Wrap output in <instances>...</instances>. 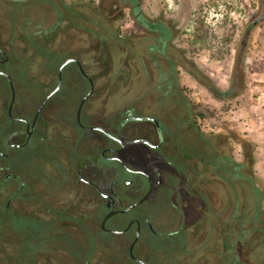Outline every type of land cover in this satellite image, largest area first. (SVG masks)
<instances>
[{
  "label": "rangeland",
  "instance_id": "obj_1",
  "mask_svg": "<svg viewBox=\"0 0 264 264\" xmlns=\"http://www.w3.org/2000/svg\"><path fill=\"white\" fill-rule=\"evenodd\" d=\"M62 1L70 11L65 12L59 7L57 14L51 13L44 0H39L27 8L30 13L32 12V17H27L25 22L31 42L41 41L44 32L57 25L54 47H63L68 52H75L81 46L80 41L87 31L91 43L94 44L97 37L91 31L98 28L89 23V18L94 14L81 7L82 4L96 7L94 0ZM140 2L143 12L151 20L165 21V16H172L177 34L174 39L190 52L188 56L195 64L196 76H192L182 67H177L179 76L175 79L174 88L176 91L180 90L187 100L179 109L172 100L166 101L163 109H155L156 99L162 93L156 88L167 90L169 85L165 81V86H162L163 83H158L153 76L151 79L140 81L137 90L131 93L130 79L133 73L131 55L123 60L115 83L110 80L111 77L99 81L102 85L101 90L113 89L116 86L118 91L116 90L115 94L119 95V99L124 97L119 110L132 108L135 116L154 114L160 119L165 117V129L171 138H166L167 144L176 145L181 142L185 153L191 156L188 158L175 155L169 159L168 163H165V185L159 189L155 198L133 213L132 216L140 213L154 216L155 225L169 235L165 242L162 238L155 237H150L146 241L144 237L136 248V256L147 264H228L223 259V238L218 230L215 211L227 209L222 215V219L226 221L235 205L233 194L220 181L211 179V173L208 171L204 173L200 165V154L212 146L221 154L229 153L237 162H243L245 154L243 143L249 142L254 152L255 177L259 187L264 190L262 0H140ZM29 11H26V14H29ZM129 14L130 11H126L122 18L119 15L111 19L105 11L99 17L103 24L112 27L126 40V46L123 47L127 52H131L137 40L135 38L137 26ZM248 36H250L248 45L242 50V42L244 40L246 44ZM159 62L165 68V61L161 59ZM238 66L239 80L235 82ZM39 67L40 65L34 66L31 72H40ZM51 67H55V63L51 64ZM148 71L152 75L156 73L150 66ZM15 72H18L16 75L18 99L28 101L37 98L41 94V87L26 78L27 69L22 67ZM75 82L78 86L76 83L75 86L66 85L58 96L62 112H70L77 103L78 91L88 89L87 83L78 74L75 75ZM0 86L4 90L7 88L1 77ZM210 86L227 95L216 94L210 90ZM121 87L126 91L122 92L119 89ZM124 116L122 114V119ZM200 133L204 134V139L200 137ZM75 135L83 137L88 133L77 128ZM64 136L73 137L74 131L66 129ZM46 147L35 146L16 150L12 164L17 170L21 169V172L24 171L28 175L35 174L41 178L46 169L47 174L54 176V172L50 173L52 167L48 165L45 167L48 160H54L53 154L48 146ZM0 148L6 152L5 146ZM138 149L147 150L146 147ZM55 162L56 168L64 173L66 163L59 158L53 161ZM2 165L3 161L0 160V168ZM6 174V170L0 173V180ZM92 174L95 179L104 183L111 179L129 177L119 164L102 159L95 160ZM46 180L39 190H50L47 187L50 186V182ZM51 187L58 189L59 183L53 181ZM34 189L27 188L14 199L11 210L19 215L17 217L2 211V206L8 200V190L6 184L0 183V264H39L35 257L34 238L38 232H44L46 227L33 219L37 209L33 196ZM195 190H198L199 195ZM126 219L127 217H119L117 222H124ZM106 245L105 253L100 252L99 255L95 253L88 258L77 256L72 264H85L86 259H90L91 264H98L99 261H103V264H136L128 259L127 252L118 253L114 243L109 246L107 242ZM238 247L244 264H259V258L253 255L251 248L241 244ZM40 264H49L47 258L42 257Z\"/></svg>",
  "mask_w": 264,
  "mask_h": 264
},
{
  "label": "flooded vegetation",
  "instance_id": "obj_2",
  "mask_svg": "<svg viewBox=\"0 0 264 264\" xmlns=\"http://www.w3.org/2000/svg\"><path fill=\"white\" fill-rule=\"evenodd\" d=\"M37 1L0 0V77L7 87L4 90L0 86V147H6V152L0 148V160L3 161L0 173L7 171L0 183L6 184L8 190V200L1 209L18 217L11 210L14 199L27 188H36L33 196L37 209L33 219L46 227L34 238L35 257L39 264L42 257H46L49 264H72L77 256L88 258L95 253H105L107 242L109 246L114 243L118 253L127 252L130 261L147 264L136 256V248L142 239L146 237L147 241L155 237L165 242L169 235L155 225L154 216L148 213L132 215L155 198L165 185V163L175 155L191 156L185 153L181 142L167 144L169 135L165 129V117L160 119L154 114L135 116L132 108L119 110L124 97L119 99L115 94L116 86L114 90H101L99 81L111 77L115 83L123 60L131 55V93L137 90L140 81L153 76L158 83H163L162 86H165V81L169 85L167 90L156 88L162 93L156 99L155 109H163L165 102L170 100L179 109L187 100L180 90L174 88L175 79L179 76L177 67L196 76L195 64L188 56L190 52L174 39L176 28L169 15L165 16V40L135 22L137 40L131 52L120 45V52L107 54L99 38L91 43L88 31L75 52L54 47L57 25L44 32L41 41L32 43L25 22L27 17H32L27 8ZM44 2L51 13L57 14L59 7L65 12L70 11L62 0ZM101 2L99 0L96 7L89 4L81 7L99 18L106 11V7L97 10ZM123 14L121 11H108L111 19L119 15L122 18ZM80 27L85 28L83 25ZM98 31L104 32L102 28ZM244 44L243 40L242 50ZM159 59L165 61V68ZM68 60L72 61L62 69ZM54 63L55 67H51ZM36 65H40L41 71L31 72ZM70 66L73 68L69 69ZM149 66L156 71L155 74H150ZM22 67L27 69L26 78L41 87V94L35 99H18V72L15 71ZM239 71L238 66L235 82L239 80ZM77 74L87 83L88 89L78 91L77 103L70 112H62L58 96L66 85L76 83ZM91 81L94 91L87 98L91 92ZM209 88L216 94L227 95L212 86ZM119 89L126 91L122 87ZM77 128L88 135L76 136ZM66 129H72L74 136L65 137ZM35 146H48L54 160H48L45 167L51 166L50 173L54 172V176L47 174L46 169L41 178L35 174L28 175L12 164L16 150ZM138 147H146L148 151H141ZM56 158L66 163L64 173L56 168V162L53 163ZM96 159L119 164L129 177L111 179L107 183L95 179L92 166ZM45 180L50 182L47 186L50 190H39ZM53 181L59 183L58 189L51 187ZM119 217L127 219L117 222ZM85 264H91L90 259H86ZM98 264H103V261Z\"/></svg>",
  "mask_w": 264,
  "mask_h": 264
},
{
  "label": "trees",
  "instance_id": "obj_3",
  "mask_svg": "<svg viewBox=\"0 0 264 264\" xmlns=\"http://www.w3.org/2000/svg\"><path fill=\"white\" fill-rule=\"evenodd\" d=\"M101 1L100 9L97 10L101 11L106 7L107 12L117 10L125 14L126 11H130L129 15L138 25L148 27L150 32L158 34L161 39L163 36L165 40V21L149 19L142 10L140 0ZM106 3L108 5H105ZM262 4L264 6V0ZM89 23L104 31L100 33L97 29L91 32L99 38L107 54L120 52V45L126 46V40L121 38L112 27L103 24L98 17L91 16ZM200 137L205 138L202 133ZM243 146L245 149L243 162H237L229 153L221 154L212 146H209V150H203L200 154V162L204 165V173L205 171L211 173V179L220 181L233 194L235 205L226 221L222 219V215L227 209L215 211L218 230L223 238L224 261L228 264H244L238 247L241 244L251 248L253 255L259 258V264H264V190L259 187L253 170L254 152L251 144L243 143ZM196 192L199 193L198 190Z\"/></svg>",
  "mask_w": 264,
  "mask_h": 264
},
{
  "label": "water",
  "instance_id": "obj_4",
  "mask_svg": "<svg viewBox=\"0 0 264 264\" xmlns=\"http://www.w3.org/2000/svg\"><path fill=\"white\" fill-rule=\"evenodd\" d=\"M249 39H250V36L247 38V42H246V44H245V47H247L248 42H249ZM71 61H72V60H68V61H66V62L64 63V65L62 66V69H63L66 65H68ZM61 71H62V70H61ZM93 91H94V85H93V82L91 81V92H90V94L87 96V98L93 93ZM87 98H86V99H87ZM131 256L134 258V255L132 254V252H131ZM140 262L144 264V262H142V261H140Z\"/></svg>",
  "mask_w": 264,
  "mask_h": 264
},
{
  "label": "built area",
  "instance_id": "obj_5",
  "mask_svg": "<svg viewBox=\"0 0 264 264\" xmlns=\"http://www.w3.org/2000/svg\"><path fill=\"white\" fill-rule=\"evenodd\" d=\"M94 2L97 4L99 2V0H94Z\"/></svg>",
  "mask_w": 264,
  "mask_h": 264
}]
</instances>
